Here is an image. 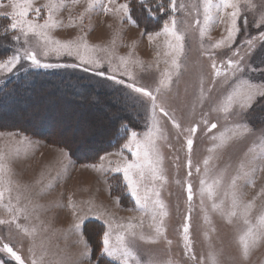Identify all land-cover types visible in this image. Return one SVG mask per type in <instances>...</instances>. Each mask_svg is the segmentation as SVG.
Returning <instances> with one entry per match:
<instances>
[{"label": "rangeland", "instance_id": "obj_1", "mask_svg": "<svg viewBox=\"0 0 264 264\" xmlns=\"http://www.w3.org/2000/svg\"><path fill=\"white\" fill-rule=\"evenodd\" d=\"M46 2L33 0V6L41 7ZM125 2L104 0L112 9L105 12L99 4L89 8V0L76 3L65 0L64 6L55 13L60 26L47 33L51 40L94 47L93 55L101 63L99 69L85 70L86 65L33 67L21 60L12 73L0 72V88L6 85L0 92V120L5 118L14 122L13 125H33L52 133V137L54 132L60 133L55 143L18 129H0V155L6 166V181H10L4 185L0 219H11L13 213L6 207L9 201L13 208L25 210L15 213L18 216L15 224L0 225V247L8 243L25 264H32L33 260L37 264H93L96 255L92 254L91 260L82 255L86 248L84 239L90 247V240L100 245L103 222L107 219L115 229L113 243L119 232L115 225L131 222L136 226L137 238L130 240V247L140 264H264V236L249 248L247 256L240 240L250 230L260 233V217L264 215V96L259 94L264 91V39H261L264 26L258 27L264 16V0H239L240 30L233 41L216 48L212 45L226 40L228 35L231 8L218 15L213 8L214 20L205 27L202 37V0H176L175 12L169 8L170 2L167 3L168 15L162 23H170L171 16L175 15L177 29L184 36L178 69L171 64L173 57L166 55L170 52L171 37L162 34L150 40L146 33L157 32L153 27L134 26L127 19L122 20L123 13L117 9ZM12 11L11 0H0V17L9 19L3 29L8 35L0 39V48L11 50L8 56L27 48L34 50L43 63L78 64L75 56L51 51L45 56V42L40 37L29 34L25 44L24 34L9 28L12 20L5 14ZM28 18L34 17L30 14ZM197 20L201 23L197 24ZM39 22H43V17ZM16 36L18 41L13 39ZM248 41L253 42L251 46ZM0 59L3 58L0 56ZM228 59L240 61L234 74L227 68ZM213 62L220 69V75L213 70ZM166 69L172 71L171 83L161 87L160 80ZM126 70L131 78L125 74ZM96 71H103L105 76L116 75L125 84H117L95 74ZM133 82L137 87L153 91L157 104H162L180 125V129L175 128L172 120L157 110L155 118L166 137L157 141L166 181H157L155 188L160 192L167 215L157 214L155 220L151 209L142 211L125 190L122 174L110 170L121 159L116 153L127 137L96 162L78 161L66 146L73 139L71 143L82 152L99 151L109 143L113 127L124 120L133 122L134 127L123 123L121 132L127 126L129 132L136 131L143 137L152 124L151 101L127 87ZM250 86H256L255 98L250 107L241 108V98ZM157 87H161L159 93L155 91ZM230 93L237 102L226 113L221 109ZM212 123L217 128L209 131ZM197 125L189 176L184 129ZM221 133L226 135L223 142ZM123 156L134 159L126 149ZM207 158H210L209 171L205 176L203 162ZM217 178L220 183L215 194L210 198L205 192L202 196L201 179L211 184ZM233 178H236L241 204L235 209L236 215L229 217L213 209L212 204L221 205L223 212L232 210ZM188 183L193 192L191 206L187 200ZM145 187L151 189L153 185L149 181ZM249 202L252 207L245 217L242 206ZM189 215L191 248L186 250L183 225ZM79 217H85L84 239L73 228ZM90 221L95 224H89ZM87 223L89 234L86 235ZM157 227L160 228L158 235ZM141 235L144 239H140ZM0 261L16 264L4 252H0ZM111 262L121 264L117 259L101 257V264Z\"/></svg>", "mask_w": 264, "mask_h": 264}, {"label": "snow or ice", "instance_id": "obj_2", "mask_svg": "<svg viewBox=\"0 0 264 264\" xmlns=\"http://www.w3.org/2000/svg\"><path fill=\"white\" fill-rule=\"evenodd\" d=\"M77 0H72V3H76ZM109 3H114L115 0H108ZM136 3L143 9L144 12L147 13L148 16L155 17L157 15V10L165 11V8L162 4L155 3V0H126L125 3L121 4L117 11L122 12L123 15L121 19H127L134 26H138V22L132 16V8L131 4ZM203 3V27L200 28V34L203 37L205 32V27H207L213 20V12L212 9L215 8L217 15L223 11L224 9L231 8L233 11L228 13L231 26L228 28V35L225 39L217 41L216 44L212 45V47H220L221 44H224L226 41H233L235 35L239 32V27L237 21L240 17V4L239 0H217L216 3H213V0H202ZM65 4V0H47V2L41 7H34L33 0H11V5L13 11L11 13H7L5 15L10 16L12 23L9 25V28L12 30L19 29L25 36V44L28 43L27 37L29 34H32L36 37H40L44 40V48L43 54L46 56L48 53L55 52L57 55L66 54L69 56H75L78 59V64L75 65H53L49 63H43L41 59L37 58V53L31 49H25L22 53L20 51H16L15 54L8 56L5 59H0V72L5 74L12 73L14 69H16L17 65L21 62V60L30 62L33 67H80V66H88L85 70H95L101 67L100 61L93 55L95 48L90 47L87 43H75L72 42H60L59 40H51L48 37L47 33L49 30L60 26V21L55 19V13L59 10V8L63 7ZM97 4L101 5L105 12L111 11L107 4L104 3V0H89V8L95 7ZM176 0H170L169 8L172 12L176 11ZM184 5L181 4L180 8H183ZM33 15V19H29V15ZM43 17V22L40 23V19ZM201 22L197 20V24ZM259 26H264V16L261 17ZM151 40L153 36L165 35L171 37V41H168V47L170 49L169 53L166 55H171L173 57L171 64L173 68H179V55L183 53L184 49V36L177 29V20L175 15L171 16L170 23L165 22L160 31L155 33L148 32L146 33ZM14 40H19V36L13 37ZM261 39H264V33H261ZM252 41H248L249 46L252 45ZM52 44L53 47L49 48L48 45ZM238 54V53H237ZM121 63L126 65V61L123 58H120ZM110 63V62H109ZM240 61L228 59L227 60V68L233 74L239 68ZM213 70L216 75H220L221 71L217 68L215 62L212 64ZM223 65H221V68ZM97 75L105 76L103 71H96ZM127 75L130 76V73L127 72ZM106 79L112 80L117 84H125V81L122 79H118L116 75L105 76ZM172 71L170 69H166L163 78L160 80V86L166 87L171 83ZM129 89H132L135 93L141 94L142 96L148 97L151 101V111H152V124L148 128V130L144 133L143 137L136 131H128L127 126L123 128V131H117L116 137L117 139H121L124 136L127 137L126 142L123 143L121 149L116 155L121 157L120 160L116 161V167L110 168L111 171L122 174V179L124 182L125 190L130 192L131 195L135 198L136 204L142 211H149L151 209L153 220L156 219L157 214L160 216L167 215L165 211V205L163 201L160 199V192L155 188V183L157 181H166V177L163 175L162 168V156L159 152L157 141L161 138H165L162 129L158 126V121L156 120L157 110L163 113L165 116H168L172 120V124L175 128L180 129V125L176 122L175 118L170 116L169 112L165 110L162 104H157V96L153 94V91L148 90L145 87H137L136 84L129 83L127 84ZM161 87H157L155 89L156 93H159ZM256 86H250L249 91L241 98L240 106L241 108L250 107L252 101L255 98ZM259 94L264 96V91H260ZM226 104L221 109L224 112H228L229 108L233 103H236V97L233 93H230L226 98ZM207 124V121H205ZM237 127H240L237 125ZM217 125L212 123L209 127V131L212 129H216ZM198 130L197 126H192L184 131L187 133L185 137L186 148L188 151V161L187 167L189 168V176L191 175V151L194 144V135ZM247 129L245 128V131ZM227 131V130H226ZM221 141L223 142L226 139L225 133L220 134ZM213 140L216 137H212ZM128 150L131 155L134 157L132 160H128L123 156V151ZM111 155V154H109ZM3 156L0 155V203H2L4 199L5 193V183H10V181H6L5 171L6 166L3 163ZM104 159V157H101ZM210 158L204 160V172L205 176L208 174V164ZM112 163L111 161L109 162ZM254 170V169H253ZM200 171L199 166H197V172ZM151 182L153 187L151 189L145 187L148 182ZM220 178L213 180L211 184H208L205 179H201V188L200 193L203 194L206 192L208 196L211 198L215 194V188L219 185ZM232 189V210L228 212H223L222 206L213 202L212 208L215 210H221L222 214L227 215L229 217L236 215L235 209L238 205L241 204L237 192H236V178H233L232 183L230 185ZM10 191V189H7ZM187 191V200L189 206H191V202L193 199L192 185L190 183L186 186ZM153 196L155 199H153ZM203 203V201H202ZM8 211L12 212L10 220L0 219V225H10L15 224L18 220V216L15 213L25 211L24 209L13 208L10 204L7 205ZM252 207L251 202L244 204L242 206V214L246 217L248 211ZM85 217H79L77 223L73 225L74 230H77L81 234V238L83 237V220ZM185 224L183 225V238H184V246L186 250H190V224L187 222L190 220V215L185 217ZM205 220H207V215L205 216ZM261 222V230L260 233H253L251 230L240 238L241 243L244 246V255L247 256L249 248L256 244L257 240L260 236H264V215L260 217ZM104 230L102 232V237L100 241V248L96 254V259L93 261V264H101V257L117 259L121 262V264H130V261L135 260L136 264H140L139 259L136 256V253L130 247V240H134L137 238V233L135 231V225L131 222L127 224H117L115 228L119 229V232L115 235V243H113V232L115 231L113 223L111 220H104ZM16 227L19 228L20 225L16 224ZM160 232V228H156V234L158 235ZM140 239H144L141 235ZM84 243L86 245L85 251L82 253L84 258L89 260L92 259V249L88 246L87 239H84ZM0 252H4L9 255L16 264H25V261L22 259L21 255H19L13 247H11L8 243H4L2 247H0ZM0 264H3V261H0ZM32 264H37V261L33 260Z\"/></svg>", "mask_w": 264, "mask_h": 264}, {"label": "trees", "instance_id": "obj_3", "mask_svg": "<svg viewBox=\"0 0 264 264\" xmlns=\"http://www.w3.org/2000/svg\"><path fill=\"white\" fill-rule=\"evenodd\" d=\"M170 0H155V3H158V4H162V6L166 9L168 8V4ZM131 8H132V16L134 19L137 20L138 24L147 28V27H153L154 28V32L155 31H159L160 30V27H162V25H164V23H162L163 21H165V18L167 17L168 15V12H165V11H159L157 10V15L155 17H152V16H148L146 12L143 11V9L140 8V6L136 3H133L131 5ZM167 19V18H166ZM7 22H9V19L8 17L6 18H2L0 17V39H5L7 37V32L4 31L3 29L5 28L4 27V24H8ZM152 24V25H151ZM1 41V40H0ZM1 43V42H0ZM11 50L8 52V49H2L0 48V56L1 58H5L7 57L9 54H10ZM41 73V72H39ZM47 78V77H46ZM51 82V80H48ZM14 82V81H13ZM5 87H2L0 88V92L4 91L5 90ZM7 89V88H6ZM4 120H0V129H18L20 131H23V132H26V133H30L32 134L34 137H42V138H48V141L50 142H55L57 143L58 142V139L60 138L59 135L60 133L58 132H54L56 133L54 136L57 135V139L54 138V136L52 137L50 134H48V132L46 131H42L40 130V128L36 127V126H33V125H25V124H21V125H13L14 122L12 121H6L5 118H3ZM125 123H129V121H120L118 125H116L115 127H113V130L111 131V134H112V137L109 141V143H105L100 149L99 151H94V152H82L80 151L76 146H74L73 143H71V141H67V144H69L70 146L66 145L68 147V149L70 150L71 154L73 155L74 158H76L78 161L82 162V163H87V162H96L100 156L105 153L106 151H109L110 149H114L116 147V144L122 142L124 140V138L126 136H124L123 138L121 139H117L116 137V133L117 131L119 130L120 131V127L122 125H124ZM129 126L131 128L134 127L133 125V122H130L129 123ZM62 138V136H61ZM63 139H66V138H63ZM71 139V137H70ZM61 140V139H60ZM62 143H64V141L62 140ZM89 224L90 223H93L95 224V222H88ZM87 224H85V232H86V235L89 234V232L87 233ZM94 232V231H93ZM95 234V232H94ZM91 237V235H89ZM91 247H92V254H93V257L97 254V251L99 250L100 248V245L96 242H93L91 241ZM105 263V261H102ZM110 264H117V263H113L111 262Z\"/></svg>", "mask_w": 264, "mask_h": 264}]
</instances>
